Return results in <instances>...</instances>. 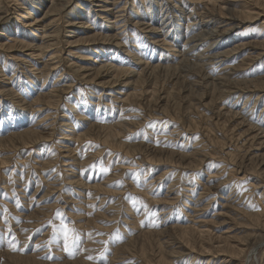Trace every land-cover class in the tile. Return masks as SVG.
Masks as SVG:
<instances>
[{"label":"rangeland","instance_id":"374dc122","mask_svg":"<svg viewBox=\"0 0 264 264\" xmlns=\"http://www.w3.org/2000/svg\"><path fill=\"white\" fill-rule=\"evenodd\" d=\"M52 1L0 0V120L1 117L18 115L19 118L21 115L16 118V126L13 123L7 130L1 128L3 141L9 142L7 147L0 145V264H249L246 257L253 247H257V251L250 264H264V200L257 199L264 191V149L261 155L251 157L248 153L254 148L252 140L246 142L243 135L239 137L238 125L233 118L217 115L205 106L199 109L200 112H191L186 101L189 92H181V84L175 83L176 80L163 75L164 82L156 95L158 100L145 95L143 97L148 101H143L142 107L134 102L121 104L118 101L120 85L110 84L114 72L106 77L99 76L94 82L76 73L73 66V63L94 66L98 60L105 59L98 55H109L112 50H120L123 55L115 63L131 65L124 59L127 53L121 50L123 47L116 45L118 40H122V44L126 42L130 50L136 49V53L142 51V57L149 58L147 53L152 52L149 42L153 34L135 25L139 19L135 14L136 6L142 16H148L146 3L152 1L150 10L154 15L160 12L162 5L166 14L159 16L167 19L175 15L176 11L171 8L174 4L181 6L186 2L187 7L191 2L197 4L192 0H161L160 5H157L158 0H120L119 6L124 11L118 25L114 24L118 19L116 9L103 13L108 20H101L102 11H98L100 7L96 2L99 0H72L60 16L53 15L55 13L44 16ZM234 1L230 6L235 10L255 13L259 7L264 9V0ZM39 2L38 12H33V18L27 17L21 7H33ZM35 17L41 20L37 25L31 22ZM54 17H57L56 22L44 27ZM123 18L128 24L126 27H122ZM263 21L264 17H261L225 32L220 45L242 42L240 35L244 32H247L244 39L263 40L262 35L255 37L258 36L256 30L259 27L258 30H262ZM72 22L74 24L70 25ZM110 24H114L112 34L120 32L116 41L103 40ZM58 28L61 29L58 41L43 52L41 61L34 59V63L29 64L23 60L31 51L39 53L37 49L3 45L19 38V41L42 47L43 43L50 42ZM169 30L171 34L174 28ZM46 32L50 35L43 37ZM16 33L21 37H16ZM95 33L97 46L88 50L80 47H85V42L67 44ZM22 35L26 37L22 38ZM123 35H126L125 39ZM254 46L248 47L252 51L244 48L223 59L224 62L217 60L209 64V68L201 67L202 71H212L213 79L224 75L226 68L237 71L231 80L264 78V52L256 60H250L251 52L263 49ZM54 51L59 61L44 82L36 71ZM159 51L155 47L153 56L158 57ZM200 52L201 49L195 53ZM83 53L96 59V64L90 62L92 59L84 60L77 55ZM198 62V58H191V63L200 68ZM28 64L32 65L31 69ZM215 67L221 68L220 71ZM183 74L192 75L188 70ZM120 78L125 82L127 77L121 75ZM56 82L67 84L58 105L46 100L34 103L40 95L51 92ZM133 89L127 92H133ZM233 90L221 101L220 107L225 110L234 109L235 105L243 106L247 96L250 106L255 100H258L257 104L264 100V89L253 87L250 93L240 91V88ZM207 95L205 105L210 100L209 91ZM175 96L181 99L178 101L184 107L180 113L173 105ZM247 104L245 108L249 106ZM106 107L110 109L108 114L95 115ZM167 107L170 113L166 116L162 110ZM75 110L76 113L83 110L86 118L80 119ZM187 112L188 118L185 117ZM122 115H129L132 125L120 129V133L115 127L117 139L110 144L104 143L105 134L102 131L101 136L96 131L101 132L100 126H116ZM10 130L15 132L7 135L6 131ZM25 130H30V134L23 137L21 133ZM3 159H6L4 164ZM237 164H242L248 172L247 177L243 178L244 173L238 174L235 169L240 166ZM257 183L261 187H255ZM205 229L207 231H202ZM233 246L242 248L243 254L232 255L230 247Z\"/></svg>","mask_w":264,"mask_h":264},{"label":"bare ground","instance_id":"6f19581e","mask_svg":"<svg viewBox=\"0 0 264 264\" xmlns=\"http://www.w3.org/2000/svg\"><path fill=\"white\" fill-rule=\"evenodd\" d=\"M8 1V0H7ZM13 1V0H12ZM36 1V0H35ZM43 0H40V2ZM72 0H53L51 2L50 7L47 8L46 12L44 13V16H49L50 14L53 15H58L60 16V14L62 13V11L67 7L68 3H71ZM92 1V0H91ZM183 1V0H182ZM194 1L195 4L200 5H194L191 2V5L193 7H191V5L188 3V6H186V2L183 3V5H177L174 4V6H172L171 8L173 10H175V15L174 16H168L167 19H164L163 16H159V15H164L166 14V12H164V8L161 5L160 8V12L156 13L155 15L151 12V5H152V1L147 5V10L148 12V16H142V14H140V9L138 8V6H136V10H135V14L137 15V17L139 18L137 21H135V25L137 27L142 26L143 28L147 29V32H150V34H153L150 36L151 38V46L149 47L152 52L147 53V57L149 58H144L140 55V53H136V49L135 50H130L126 44V42H124L123 44L121 43L120 40H118L116 42V45H121L123 47L124 52L127 53V57L124 56L125 61H127V64L131 65H122V64H118L115 63L121 56H123L120 52V50H112L111 54L109 53V55L104 54V56H99L98 57H104V60H97L94 58H91L90 55L88 56L86 53L83 54H77L81 59L84 60H88V59H92V61H90L92 64H97L94 66H89L92 68H89L88 66H84L81 64H76L73 63V66L75 68L76 73H80L83 77H85L86 79H88L89 81H96L97 77L99 78V76L101 77H106V75H110V72H114V75L112 77V81L110 84L113 85H120V92L121 95H119V97H117L118 101L124 104V102H134L138 105H142L143 106V101H145V103L148 101V98H144L143 96L145 95H152V97L155 100H158L157 96H158V91H159V86L161 84L162 81L161 77L164 75L166 78L168 77L169 79H171L172 81H175V83H180L181 84V92L185 93L186 90L189 92V97L186 98L187 101V108H189V106L191 107V112H200L199 109L202 108L203 106H205V108H210L212 110L215 111V113H217V115H221L222 117H225L227 119H231L233 118L236 121V124L238 125V134L239 137H241L243 135V137L246 138V142L249 140H252V146L254 147L248 154L251 155V157H255V156H259L262 154V150L264 149V100L262 101L261 104H257L258 100H255L252 106H250V99L249 96H247L246 98L244 97L245 101L243 106H234V109H229L227 108V110H225V107L221 106V101H223V97H227L225 96L227 93L232 92V90L234 88H240V91H248L249 93L252 91L251 89L254 88H259V89H264V78H257V79H253V80H249V81H238V79L235 80H231V76L234 75L233 73H236L237 71H233V70H229L226 68L225 69V74L222 76H218V79H213V74L212 71H202L205 69V67L209 68V64L216 62L217 60H219V62L223 61V59L228 58L232 53L240 51L244 48H248L250 45H255L254 47L257 48H263L261 51H258L255 49V51L251 52L252 55L250 56V60H256L257 58H259L263 52H264V24L263 27L261 26L262 30H256L258 31L256 33L255 36L256 38L259 37V35L263 40H247L244 39L243 37L247 34V32H244V34L240 35L242 36V42H239L236 45H232L234 44L233 41L231 42V44H226L224 46L220 45V38L223 37V34H225V32L233 29L234 27L240 25V24H246V23H253L255 22V20L260 19L261 17H264V9L259 7V11L252 13L249 11H240V10H235L233 8H231L230 5H232V1L234 0H192ZM222 1V2H221ZM17 2V1H15ZM34 2V1H33ZM34 3L35 6L32 7V5H24V7H21L24 10L25 15H27V17H34L33 16V12H38L39 9V4L41 3ZM97 2V6L100 7V9L98 11H102V13H100V15L102 16L101 20L107 21V15H103L104 14H108L110 12L111 9H116L115 12L116 16H118L117 21L114 24H118L122 21V18L120 16L123 15V11L124 9L122 8V6H119V2L120 0H112L111 2L107 3L108 0H99L96 1ZM163 2V1H162ZM188 2V1H187ZM236 2V1H234ZM161 0L157 1V5H160ZM177 3V2H176ZM18 4H27V3H18ZM43 4V3H42ZM180 4V3H179ZM182 4V3H181ZM185 4V5H184ZM235 4V3H234ZM83 4L80 3V7ZM138 5V4H135ZM23 6V5H21ZM259 6V5H258ZM33 8V9H30ZM88 7V6H87ZM124 7V6H123ZM237 7V6H236ZM235 7V8H236ZM42 8V7H41ZM40 8V9H41ZM82 9H84V7H81ZM125 8V7H124ZM81 9V10H82ZM87 9V8H85ZM239 9V8H238ZM90 8H88V11L90 12ZM262 10V11H261ZM87 11V12H88ZM93 11V10H92ZM166 11L170 12L168 10V8L166 9ZM1 12V9H0ZM84 12V11H83ZM173 12V11H172ZM95 13V12H94ZM94 13L92 14V16L94 15ZM147 13V12H146ZM86 14V12H85ZM84 14V15H85ZM89 14V13H88ZM87 15V14H86ZM90 15V14H89ZM115 16V19H116ZM159 16V17H158ZM42 17V16H41ZM40 17V19H41ZM91 17V16H90ZM1 18V17H0ZM34 21L31 22H35L34 24L37 25V23L41 20H39V17H35ZM94 19V17H93ZM57 20V17H54L52 20H50V22H48L44 27H47L48 25L55 23ZM100 20V19H99ZM98 20V21H99ZM97 21V20H96ZM96 21H93L96 23ZM125 21V19L123 18V22ZM259 21V20H258ZM134 22V21H133ZM264 22V21H263ZM99 23V22H98ZM106 23V22H105ZM108 23V22H107ZM32 24V23H31ZM30 24V25H31ZM74 24L73 22L70 24L72 25ZM113 24V26H114ZM133 24V23H132ZM33 25V24H32ZM40 25V24H39ZM95 25V24H94ZM112 24L108 25L107 31L104 34L105 38H103V40H112V41H116L117 37H118V33L120 32H116L115 34H112V32H110L111 30L113 31V26H111ZM119 25V24H118ZM126 25H128L126 22L123 23L122 27H126ZM188 25L187 29L186 26ZM13 26V25H12ZM11 26V27H12ZM97 26V25H96ZM103 26V25H102ZM14 27V26H13ZM12 27V28H13ZM104 27V26H103ZM134 27V26H133ZM16 28V27H14ZM50 28V27H49ZM105 28V27H104ZM116 28V27H115ZM121 28V27H120ZM169 28L172 30L174 28V31L170 34L169 33ZM122 29V28H121ZM136 30V28H134ZM11 30V29H10ZM33 30V29H32ZM86 30V29H84ZM125 30V29H124ZM128 30V29H127ZM140 30V29H139ZM142 30V29H141ZM254 30V31H255ZM15 31V30H14ZM143 31V30H142ZM161 31V32H160ZM2 32V31H1ZM32 32V31H31ZM103 32V31H102ZM125 32V31H124ZM154 32V33H151ZM252 32V31H251ZM263 32V33H262ZM13 33V32H12ZM34 33V32H33ZM61 33V29H55L54 34L55 36H53L50 39V42H46L43 43L42 47H37V46H33L30 43L24 42V41H14V43L11 44H3L4 47H13V46H22V47H30L33 50H39V53H36L37 51H31L28 54H25V58L23 60H25L26 63H34L35 61H41V58L44 56L43 52L46 51V49H48V47H50L51 45L55 44L56 41H58V36ZM136 33V31H135ZM231 33V32H230ZM246 33V34H245ZM249 33V32H248ZM14 34V33H13ZM12 34V35H13ZM19 34V33H18ZM26 34V33H25ZM24 34V35H25ZM145 34V31H144ZM254 34V32H253ZM15 35V34H14ZM17 35V33H16ZM21 35V32H20ZM27 35V34H26ZM50 34H48L46 32V35H44L43 37H47ZM134 35V34H133ZM234 35V34H233ZM23 36V35H22ZM30 36V34H29ZM121 36V35H120ZM126 35H123V37ZM136 36V35H135ZM138 36V35H137ZM145 36V35H144ZM247 36V35H246ZM249 36V34H248ZM12 37V36H11ZM16 37H21L19 35H17ZM13 37V38H16ZM26 37V36H25ZM24 36L22 38H25ZM140 37V36H139ZM143 37V36H142ZM97 38V34H92L89 36H85V37H79L78 39H75L73 41H69L67 44L68 45H80L79 43L85 42V47H83V45H80L81 48L83 49H89L91 46H97L95 43V40ZM149 38V37H148ZM147 38V39H148ZM209 40H206V39ZM9 39V38H8ZM21 39V38H20ZM125 39V37H124ZM129 39V37H128ZM134 39V38H133ZM145 39V38H144ZM224 39V38H223ZM68 40V39H67ZM131 40V39H130ZM129 40V41H130ZM233 40V38H232ZM92 41V42H91ZM127 41V40H126ZM228 41V39H227ZM252 41V42H251ZM225 42V41H224ZM10 43V42H9ZM104 43H106V41H104ZM133 43V42H132ZM146 43V42H145ZM223 43V42H222ZM2 44V43H1ZM141 45V44H140ZM130 46V45H129ZM139 46V45H138ZM145 46V44H144ZM178 46L181 47V49H178ZM132 49L133 46L131 45ZM130 47V48H131ZM155 47L158 48L159 51V56H153V53L155 52ZM202 47V48H201ZM136 48V46H135ZM143 48V47H142ZM148 48V47H147ZM97 49V47L95 48ZM99 49V48H98ZM107 49V47H106ZM145 49V48H144ZM199 49H201L200 53H195L196 51H198ZM249 49V48H248ZM247 49V50H248ZM252 48H250L249 50H251ZM105 50V49H103ZM140 50V49H138ZM57 51V50H56ZM110 51V50H109ZM108 51V52H109ZM147 51V50H146ZM252 51V50H251ZM97 52V50H96ZM172 54H171V53ZM245 51H243L244 53ZM107 53V52H105ZM89 54V53H88ZM171 54V55H170ZM196 54V55H194ZM203 57H201L202 55ZM26 55H29L26 57ZM155 55V54H154ZM236 55V54H235ZM234 55V56H235ZM190 56H194L196 58H198V63L201 65L199 66L200 68H198L194 63V65L191 63V58ZM241 56V55H240ZM58 57L57 53L54 51L48 58H46L44 60V62L42 64V68L38 69L36 72V75L39 74L41 75V77H43V81L45 82L48 77H49V73L52 72L53 70H55L56 65H57V61L56 58ZM236 58V57H234ZM239 58V57H238ZM98 59V58H97ZM116 59V60H115ZM150 59V60H148ZM241 59V58H240ZM236 60V59H235ZM245 60V59H243ZM57 61V62H56ZM242 61V60H241ZM252 61V62H253ZM197 62V61H196ZM224 62V61H223ZM237 62V61H236ZM246 62V61H245ZM251 62V61H250ZM249 62V65H250ZM36 63H40V62H35ZM241 63V62H240ZM28 64V65H29ZM87 64V63H86ZM234 64V63H233ZM239 64V61L238 63ZM235 64V65H237ZM23 65H25L23 63ZM213 65V64H212ZM211 65V66H212ZM225 65V63L223 64ZM231 65V64H230ZM30 66V65H29ZM32 66V65H31ZM30 66V69H31ZM35 66V65H33ZM229 66V65H227ZM238 66V65H237ZM240 66V65H239ZM36 67V66H35ZM201 67H203L204 69H202ZM241 67V66H240ZM243 67V66H242ZM33 68V67H32ZM216 68V67H215ZM239 68V67H238ZM28 69V68H27ZM34 69V68H33ZM191 69V70H190ZM217 69V68H216ZM221 69V68H220ZM220 69L218 71H220ZM233 69V66H232ZM43 70V71H42ZM90 70V71H89ZM190 71L191 72V76H188L186 74H183L184 71ZM240 70V69H239ZM32 71V70H31ZM35 71V70H33ZM223 71V70H222ZM222 71L220 73H222ZM204 72V73H203ZM214 73V72H213ZM34 74V73H33ZM61 74L63 75V71L61 72ZM60 74V75H61ZM239 74V73H237ZM121 75L125 76V82H123V80L120 78ZM35 76V75H34ZM239 76V75H238ZM238 76L235 77L238 78ZM264 76V75H263ZM262 76V77H263ZM61 77V76H60ZM190 77V79L188 78ZM241 77V75H240ZM247 77V76H246ZM134 78V79H132ZM85 79V80H86ZM246 79V78H245ZM98 80V79H97ZM100 80V79H99ZM240 80V79H239ZM58 81H60V78H58ZM62 82V81H61ZM65 82V80L63 81ZM123 82V83H122ZM36 83V82H35ZM60 83V82H59ZM71 83V82H70ZM105 83V82H104ZM122 83V84H121ZM133 83V85H132ZM32 84V83H31ZM66 84V83H65ZM64 84V85H65ZM69 84V83H68ZM73 84V83H72ZM106 84V83H105ZM30 85V84H29ZM34 85V83H33ZM62 84H58L56 82L55 85H53V90L51 89V92L49 93H44L42 95H40L35 101L34 103L39 101H49V103L51 104H56L58 100H60V97L62 96V93L65 92V86ZM67 85V84H66ZM78 85V84H77ZM108 85V84H107ZM136 85L137 88L135 87ZM143 85V86H142ZM177 85V84H176ZM111 86V85H110ZM164 86V85H163ZM245 86L244 89H242L241 87ZM30 87V86H29ZM32 87V86H31ZM68 87V86H67ZM66 87V88H67ZM122 87V88H121ZM134 87V91L133 92H127L130 90V88ZM116 88V87H115ZM247 88V89H245ZM163 88H161L160 90H162ZM30 90V89H29ZM67 90V89H66ZM124 90V91H123ZM151 90V91H150ZM163 91V90H162ZM173 91V90H172ZM210 92V100L207 101L206 105L203 104L205 102L206 97L209 95H207V92ZM234 91V90H233ZM15 92V91H14ZM40 92V91H39ZM180 92V91H179ZM161 93V92H160ZM172 94V93H170ZM180 94V93H179ZM239 94V93H238ZM237 94V96H238ZM157 95V96H156ZM261 95V94H259ZM112 96V95H111ZM256 96V95H255ZM264 96V95H263ZM151 97V99H152ZM178 97V96H177ZM235 96H233L234 98ZM180 98V97H178ZM228 98V97H227ZM232 98V97H231ZM255 98V97H254ZM100 99V98H99ZM164 99V98H163ZM174 99V98H173ZM230 99V98H229ZM150 100V99H149ZM181 99H176L175 96V100H174V108H179V113L181 111V101H178ZM236 100V99H235ZM85 101V100H84ZM152 101V100H151ZM252 101V100H251ZM169 102V101H168ZM243 102V101H242ZM121 103V104H122ZM149 103V102H148ZM154 103V102H153ZM238 103V102H236ZM247 104L245 108V104ZM107 104V103H106ZM167 104V103H166ZM165 104V105H166ZM252 104V103H251ZM58 105V104H56ZM96 105V104H95ZM240 105V104H239ZM53 106V105H52ZM86 106V105H85ZM89 106V105H88ZM124 106V105H123ZM169 106V105H167ZM233 106V105H232ZM79 107V106H78ZM95 106H92V108H94ZM100 106L98 105L97 108H99ZM83 108V107H82ZM91 108V109H92ZM125 108V107H124ZM184 108V107H183ZM182 108V109H183ZM90 109V108H89ZM109 108H105V110L101 113H99V111L96 112V116H99L101 114H108ZM126 109V108H125ZM124 109V110H125ZM86 110L88 112H90V110L88 109H83ZM82 112L80 113L79 111L77 112L80 117V119L82 117H84V119L86 118V114ZM122 110V109H121ZM77 110H75L76 113ZM123 111V110H122ZM161 111V109H160ZM172 111V110H171ZM163 114L166 115L170 113V111L167 108H164V110H162ZM189 112V110H188ZM185 113V117H189V114ZM17 113V112H15ZM76 113V114H77ZM83 114V115H81ZM123 114V113H122ZM125 114V113H124ZM15 115V114H13ZM180 115V114H179ZM177 115V116H179ZM216 115V114H215ZM257 115V118H256ZM5 116V115H3ZM27 116V115H25ZM24 116V117H25ZM129 115H122L119 120L117 121V125L116 126H111V127H102L100 126V131L98 132L96 131V134H105L104 135V143L110 144L109 142H112L114 140L117 139V132L115 131V127L118 128V132L120 129H127L128 127H130V119H128ZM167 116V115H166ZM184 116L183 114L180 115V117ZM7 117V116H6ZM21 117V115L19 116V118ZM109 117V116H108ZM16 118H18L15 116H12L11 118H4L1 117L0 120V145L2 146H6L8 144L7 139L3 141V133L4 131H2L1 128H4L5 130L11 128L13 126V123H15L14 126H16L17 124V120ZM18 118V119H19ZM192 118V117H191ZM22 119V118H21ZM83 119V120H84ZM134 120V119H133ZM61 121V120H60ZM136 121V120H135ZM134 122V121H133ZM136 123V122H135ZM134 124V123H133ZM107 126V125H106ZM109 126V125H108ZM194 126V125H192ZM3 129V130H4ZM117 130V129H116ZM34 132L36 130H33ZM14 130H10V131H6V134H12L14 133ZM30 130H25L24 132L21 133V135L23 137L27 136ZM120 133V132H119ZM39 134V133H38ZM42 134V133H40ZM71 134V133H70ZM19 135V134H18ZM69 135V134H68ZM66 135V136H68ZM86 135V134H85ZM84 135V136H85ZM29 136V135H28ZM38 136V135H37ZM102 136V135H101ZM80 138H84L83 136L81 137V135H79ZM193 137V136H192ZM200 138V137H199ZM198 138V139H199ZM197 139V140H198ZM11 140V139H10ZM31 140V139H30ZM196 140V137H195ZM32 141V140H31ZM194 141V140H193ZM195 142V141H194ZM7 143V144H6ZM113 143V142H112ZM200 143V142H199ZM116 144V143H115ZM113 145V144H112ZM125 145V144H124ZM196 145V144H195ZM126 146V145H125ZM143 146V145H142ZM7 147V146H6ZM124 148V147H123ZM204 148V147H203ZM125 149V148H124ZM143 149V148H142ZM129 150V149H128ZM156 151V150H155ZM159 152V151H158ZM162 153V152H159ZM166 153V152H165ZM175 153V152H174ZM177 154V153H176ZM174 154L172 153V156ZM248 155V156H249ZM175 156V155H174ZM173 156V157H174ZM185 156V155H184ZM161 157V156H160ZM159 157V158H160ZM177 157V156H176ZM179 157V155H178ZM187 157V156H186ZM247 157V155H246ZM250 157V158H251ZM158 158V159H159ZM246 159V158H245ZM6 159H3V163H6L5 161ZM156 160V159H155ZM238 160V159H237ZM242 160V159H241ZM251 160V159H250ZM249 160V161H250ZM235 161V160H234ZM166 162V161H164ZM169 162V161H168ZM177 162V161H176ZM246 162V161H245ZM251 162V161H250ZM179 163V162H178ZM242 163V162H240ZM176 164V163H174ZM183 164V163H182ZM236 164V163H235ZM252 164V163H251ZM238 165V164H237ZM247 165V164H246ZM240 167H236V171L238 172V174L241 175V173L243 174V178L247 177L246 174H248L247 171H244V167H242V164L238 165ZM245 166V165H244ZM252 166V165H251ZM212 169V168H211ZM231 172V171H230ZM235 172V171H234ZM236 172V173H237ZM250 172V171H249ZM254 172V171H253ZM252 173V172H251ZM250 174V173H249ZM72 175V174H71ZM239 176V175H238ZM245 176V177H244ZM258 179V178H256ZM261 182V181H260ZM255 185V184H254ZM253 186V185H251ZM255 187H261L260 183H257L255 185ZM254 187V188H255ZM255 190V189H254ZM258 191V190H257ZM260 192V191H259ZM258 193V192H257ZM260 194V193H259ZM263 196L261 197H257V199L260 198L262 200H264V191H263ZM255 196V195H254ZM254 200V199H253ZM260 200V201H262ZM255 201V200H254ZM259 201V202H260ZM256 204V203H255ZM258 204V201H257ZM260 204V203H259ZM262 205V204H261ZM264 205V204H263ZM182 208V207H181ZM257 208V207H256ZM264 208V207H263ZM262 208V216L264 214V209ZM193 212V211H192ZM251 213V212H250ZM250 214H248L249 216ZM247 216V217H248ZM159 217V216H158ZM256 218V217H255ZM253 219V218H252ZM262 219V218H261ZM255 220V219H254ZM196 222V221H195ZM202 223V222H201ZM178 226H175V228H177ZM188 228V227H187ZM190 229V226H189ZM200 229V228H199ZM188 230V229H186ZM201 231V230H200ZM202 231H207L202 230ZM187 232V231H186ZM190 231H188L189 233ZM198 233V230L196 231ZM193 233V232H192ZM201 233V232H200ZM203 235V233H202ZM184 237V236H182ZM190 237V236H189ZM183 239V238H182ZM193 238H191V241ZM246 239V238H245ZM196 244V243H195ZM213 246V245H212ZM241 246V245H240ZM243 246V245H242ZM206 248V247H205ZM210 248V246L208 247ZM212 248V247H211ZM214 248V247H213ZM212 248V249H213ZM223 248V246H222ZM257 247H253L249 253V255H247V259L248 262L250 264V260H254V255H255V251H257L256 249ZM207 249V248H206ZM211 249V250H212ZM215 249V248H214ZM232 255L234 254H243V249L240 247H230ZM216 250V249H215ZM224 250V249H222ZM205 251V250H204ZM208 251V249H207ZM210 251V250H209ZM225 251V250H224ZM187 252V251H186ZM201 252V251H200ZM220 252V251H219ZM222 252V251H221ZM227 252V250H226ZM203 253V252H202ZM201 253V254H202ZM205 253V252H204ZM216 253V252H215ZM251 253H253L252 255H250ZM217 254V253H216ZM204 255V254H203ZM205 257V256H204ZM256 258V257H255ZM245 260V259H244Z\"/></svg>","mask_w":264,"mask_h":264}]
</instances>
